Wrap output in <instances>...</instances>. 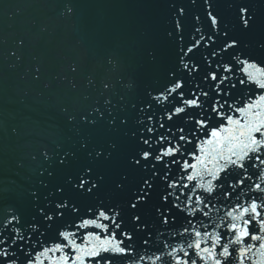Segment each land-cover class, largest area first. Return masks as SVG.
Returning a JSON list of instances; mask_svg holds the SVG:
<instances>
[{"label":"snow or ice","instance_id":"1","mask_svg":"<svg viewBox=\"0 0 264 264\" xmlns=\"http://www.w3.org/2000/svg\"><path fill=\"white\" fill-rule=\"evenodd\" d=\"M227 6L233 21L203 0L188 40L185 7L172 3L165 42L143 49L142 88L115 56L95 99L74 100L76 79L54 77L76 139L40 152L30 218L0 207V264H264V26L253 51L255 12Z\"/></svg>","mask_w":264,"mask_h":264}]
</instances>
